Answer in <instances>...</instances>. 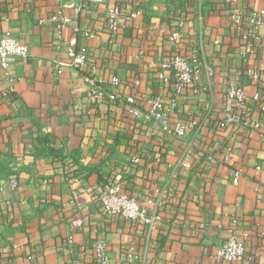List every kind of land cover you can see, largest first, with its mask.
Instances as JSON below:
<instances>
[{
  "label": "crops",
  "instance_id": "0c3cea01",
  "mask_svg": "<svg viewBox=\"0 0 264 264\" xmlns=\"http://www.w3.org/2000/svg\"><path fill=\"white\" fill-rule=\"evenodd\" d=\"M117 3L120 29L112 32L106 13ZM262 7L264 0H0V36L30 51L7 68L0 63V264H99L97 242L108 245L109 264H136L130 249L147 264H264V26L252 36L232 22L233 13ZM54 16L71 20L58 27ZM176 29L182 36L173 40ZM74 38L88 48L87 72L59 63ZM179 52L196 54L199 91L178 94L172 74L158 77ZM233 87L246 96L239 123L224 110ZM148 96L172 107V121L189 123L185 138L143 118ZM116 180L161 213L155 230L103 212L105 186ZM235 225L248 231L246 256L223 261L216 253Z\"/></svg>",
  "mask_w": 264,
  "mask_h": 264
},
{
  "label": "built area",
  "instance_id": "2783aa9c",
  "mask_svg": "<svg viewBox=\"0 0 264 264\" xmlns=\"http://www.w3.org/2000/svg\"><path fill=\"white\" fill-rule=\"evenodd\" d=\"M96 2H104L105 0H90ZM122 14L121 6L113 4L107 9L106 22L109 29L112 32H117L120 29V16ZM54 21H58V27H63L65 24L70 22V18L63 16L53 17ZM233 27H240L243 23L249 26V34L255 35L256 29L264 26V7L254 10L250 14L246 15L243 12H235L232 14ZM184 20L182 18L176 23L177 27H182ZM84 36L90 38L94 36V32L87 29L83 33ZM182 36V31L174 30L171 34L173 40H177ZM77 39H72L68 45V58L67 60L59 61L61 65L75 68L81 72H87L90 68L89 54L87 46L82 45L77 48ZM30 55L29 47L20 41L13 39L10 36H0V63L3 68H7L8 60L12 56H18L28 58ZM200 70V63L195 53L186 54L183 52L175 53L170 59L162 62V72L158 75L160 80L167 82L170 76L175 78V90L178 94H183L190 91H199L196 88L194 81L196 74ZM249 75L255 80L259 79V74L253 70L249 71ZM88 80H90L88 78ZM112 84L116 85L119 83V78L113 76L111 78ZM108 99L113 102H128L134 104L136 98L134 96L123 97L115 92H109L103 94L96 92L95 96ZM255 100L261 99V94L256 93L254 95ZM246 103L245 92L242 87H233L228 92L225 99L224 110L227 114L228 123H239L242 122V118L236 113L237 109H240L244 113ZM129 112L135 116L141 114L138 107L129 109ZM172 107L165 103L163 98L160 96H148L145 102V108L143 110V118L147 122L156 123L166 134L177 136L179 138H185L189 132V123L185 120L179 119L172 121L171 119ZM246 125L251 127L259 128V122H244ZM192 145V141H190ZM194 145V143H193ZM233 152L232 144L227 146L226 153L224 154V160L229 161ZM133 161L138 163L139 157H133ZM260 168V166H258ZM243 174L242 170H236L234 173L233 181L237 183ZM157 203H161V199L167 191V187H161L158 190ZM103 212L108 215L121 216L126 220L133 222H141L147 224L153 231L157 228L162 220V215L158 210L148 212L143 202L136 195L127 192L120 181L116 180L109 182L104 189L103 196L101 199ZM75 226L81 225V220H75L73 222ZM248 231L241 229L238 231L237 226H233L229 230L228 237L224 244L219 248L216 253L217 258L227 262H240L242 261L247 252L246 240L248 239ZM95 260L99 264H109V248L105 242H97L94 247ZM128 260L135 262L136 264H147L146 257L135 250H128L126 252Z\"/></svg>",
  "mask_w": 264,
  "mask_h": 264
}]
</instances>
